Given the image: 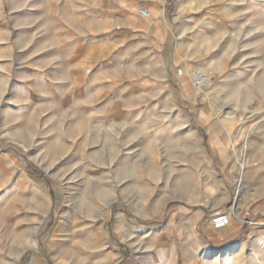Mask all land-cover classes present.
<instances>
[{"label": "rangeland", "instance_id": "obj_1", "mask_svg": "<svg viewBox=\"0 0 264 264\" xmlns=\"http://www.w3.org/2000/svg\"><path fill=\"white\" fill-rule=\"evenodd\" d=\"M145 2L129 7L140 16ZM179 2L170 54L188 57L169 88L125 95L106 76L104 95H82L84 65L135 62L117 42L133 34L124 12L0 0V264H158L170 246L174 264H190L195 237L216 240L214 217L236 216L227 231L246 223L248 146L264 145V19L255 32L240 3L202 2L180 35ZM226 6L232 18L219 17ZM179 69L214 87L199 94Z\"/></svg>", "mask_w": 264, "mask_h": 264}, {"label": "crops", "instance_id": "obj_2", "mask_svg": "<svg viewBox=\"0 0 264 264\" xmlns=\"http://www.w3.org/2000/svg\"><path fill=\"white\" fill-rule=\"evenodd\" d=\"M135 1L138 0H87V4L89 3L93 8L105 6L107 10L120 9L124 12L123 24L132 29L133 34L131 36L121 35L117 42L121 45V51L126 50L127 56L135 62L124 61L119 66L112 62L107 64L105 69L103 66L97 69L93 65H84V78L88 75V79H86V85L83 86L82 95H104L105 90H102V87L106 84L104 82L106 76L113 77L117 90H123L125 95H139L146 91L154 93L163 88H169L171 83L169 72L180 67L188 57L183 53V47L179 46L177 49L174 48L172 55L170 54L173 49L172 30L169 23L172 14L169 13L168 7L175 5L176 0L145 2L146 8L150 12L153 11L149 19L140 17L135 10L129 7L135 5ZM214 1L226 5L240 3L243 18L253 26L251 30L259 32L262 28L264 0H180L177 14L184 21L180 35L185 33V26L191 24L192 18L188 15L190 9L194 8L198 11L197 4ZM231 12H233V7L230 11L226 6L217 13L221 14L219 17L229 19L232 18ZM106 26L111 27L112 25L107 23L101 29L105 30ZM135 35L136 38L132 37ZM107 69L109 71L105 72ZM186 95L189 94L186 93ZM248 147L251 151L246 155V159L249 157L248 163L245 160L248 164L246 170L257 173V182L252 184L257 190L255 197L251 198L246 206L244 214L246 223L229 231L226 230L229 227L211 230L210 234L217 235L216 240L210 242V249L201 243L200 238L195 237L193 247L189 246L187 249L188 257L191 259L190 264H264V230H257L252 226V223L256 221L264 223V145L251 142ZM226 153L228 151L224 150L219 154L225 156ZM228 199L229 197H224L223 202H227ZM205 216L206 211H199L192 215L191 220L198 223ZM155 260H158V264H174L175 248L170 246L163 249L162 256Z\"/></svg>", "mask_w": 264, "mask_h": 264}, {"label": "built area", "instance_id": "obj_3", "mask_svg": "<svg viewBox=\"0 0 264 264\" xmlns=\"http://www.w3.org/2000/svg\"><path fill=\"white\" fill-rule=\"evenodd\" d=\"M139 14L145 19L151 18V12L145 7L140 8ZM177 74H178V77L189 76L192 86L201 95L208 94L211 91V89L214 87V80L208 74L204 72H201V71L188 72L185 69H179ZM240 183L242 182L239 181V185ZM234 217L236 216L232 212L219 214L216 217H214L212 220L213 227L216 230L227 228L231 225Z\"/></svg>", "mask_w": 264, "mask_h": 264}, {"label": "bare ground", "instance_id": "obj_4", "mask_svg": "<svg viewBox=\"0 0 264 264\" xmlns=\"http://www.w3.org/2000/svg\"><path fill=\"white\" fill-rule=\"evenodd\" d=\"M152 13V12H151ZM188 72H191V71H189V70H187ZM185 77H187V78H190L189 76H185ZM188 82V81H187ZM187 84V83H186ZM186 86V85H185ZM188 87V86H187ZM186 89V88H185ZM252 117V116H251ZM251 121V120H250ZM245 131V130H244ZM255 132V131H254ZM230 135V134H229ZM233 145H235V144H233ZM233 148H235V146L233 147ZM239 177H240V175H241V177H243L244 178V175H245V169H246V165H245V163L243 162V163H240L239 164ZM242 178V179H243ZM242 183H240V185H239V187L238 188H240V186H242L241 185Z\"/></svg>", "mask_w": 264, "mask_h": 264}]
</instances>
